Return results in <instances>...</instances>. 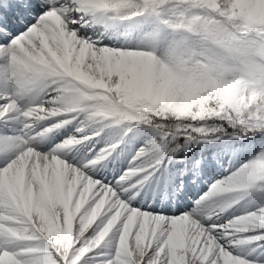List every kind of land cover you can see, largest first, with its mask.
<instances>
[{
    "label": "snow or ice",
    "instance_id": "snow-or-ice-1",
    "mask_svg": "<svg viewBox=\"0 0 264 264\" xmlns=\"http://www.w3.org/2000/svg\"><path fill=\"white\" fill-rule=\"evenodd\" d=\"M0 264H264V0H0Z\"/></svg>",
    "mask_w": 264,
    "mask_h": 264
}]
</instances>
